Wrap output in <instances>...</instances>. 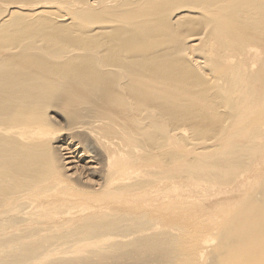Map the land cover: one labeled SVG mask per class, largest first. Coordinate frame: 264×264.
I'll use <instances>...</instances> for the list:
<instances>
[{"label": "bare ground", "instance_id": "1", "mask_svg": "<svg viewBox=\"0 0 264 264\" xmlns=\"http://www.w3.org/2000/svg\"><path fill=\"white\" fill-rule=\"evenodd\" d=\"M0 264H264V0H0Z\"/></svg>", "mask_w": 264, "mask_h": 264}]
</instances>
